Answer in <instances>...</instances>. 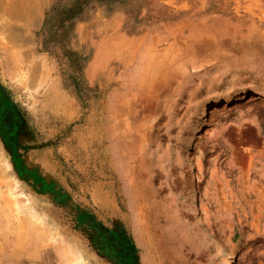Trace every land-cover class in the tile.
Returning <instances> with one entry per match:
<instances>
[{"label":"rangeland","instance_id":"1","mask_svg":"<svg viewBox=\"0 0 264 264\" xmlns=\"http://www.w3.org/2000/svg\"><path fill=\"white\" fill-rule=\"evenodd\" d=\"M43 1L0 32V264H219L190 171L232 263L264 264V0Z\"/></svg>","mask_w":264,"mask_h":264},{"label":"bare ground","instance_id":"2","mask_svg":"<svg viewBox=\"0 0 264 264\" xmlns=\"http://www.w3.org/2000/svg\"><path fill=\"white\" fill-rule=\"evenodd\" d=\"M34 1L35 0H0V32H1V34L8 33L7 36L5 37V39H8L12 43H15V42L18 43L19 41H21V39L23 41L26 39L24 35H21L20 30L14 26V24L17 23V22H15L14 19H21L24 17L28 18V17L37 16L41 11L43 3H45V2L43 0H40V2L34 3ZM199 15L194 14L195 17L199 16ZM184 18H187V17H184ZM184 20H187V19L182 18V20L179 19V20H176L175 22H182ZM172 22H174V21H169L168 23L171 24ZM216 24H218V23H216ZM15 25H17V24H15ZM219 26H221V25H219ZM136 41H138V40H136ZM131 43H133V42L131 41ZM131 43H129L130 46H131ZM140 43H142V42H140ZM141 45H143V44H141ZM127 46H128V48H127ZM127 46H125L126 48L124 46H118V45H112V46L107 47V48H104V46H103L102 49L100 47L101 50L98 51V53H99L98 58L97 57L96 58L98 59L97 60L98 61V63H97L98 67L97 68H98L100 75L102 76V79L105 78L107 75L109 80L110 79L112 80V82H111L112 84L117 82L115 80V79H117L116 78V76H117L116 72L119 70V68L121 66L128 65V63L133 58L134 51L129 48V45H127ZM134 46H135V44L133 45V47ZM153 64L156 65V63H153ZM142 65H143V63H142ZM155 67H159V63ZM155 67H152V68H155ZM148 69H150V68H148ZM148 69H146V70H148ZM151 71L154 72V70H151ZM141 72H143V71H141ZM146 72H148V71H146ZM155 72H156V70H155ZM155 72L152 74H155ZM140 75H142V79H143L144 75L143 74H140ZM139 77H141V76H139ZM134 81H135V83L134 82H132V83L136 84V82H138L139 80L138 81L134 80ZM261 95H264V91L261 92ZM202 114H204V111L202 112ZM189 182H190V191H189V195L187 194V196H188V202H189L191 214L194 217V221H195L196 225L199 227V229L204 234H206L208 243L211 247L212 254L214 256V259H216L219 264H233L232 263V255L226 253L223 250V248L221 247L219 242L216 240L217 237L215 238L213 233H211L210 230L207 229V227H206L207 225H205L204 220L201 217V213L199 211V208H198L197 204L195 203V191H194L193 186L191 184V182H192L191 171L189 173ZM189 182H187V183H189ZM79 260H80V258L76 261L75 264H81V262Z\"/></svg>","mask_w":264,"mask_h":264}]
</instances>
